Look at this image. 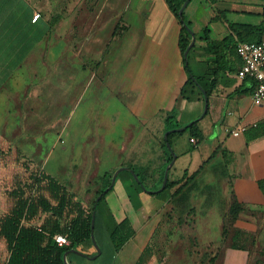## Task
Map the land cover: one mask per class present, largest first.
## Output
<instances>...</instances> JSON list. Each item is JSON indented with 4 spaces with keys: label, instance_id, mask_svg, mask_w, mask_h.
Wrapping results in <instances>:
<instances>
[{
    "label": "crops",
    "instance_id": "1",
    "mask_svg": "<svg viewBox=\"0 0 264 264\" xmlns=\"http://www.w3.org/2000/svg\"><path fill=\"white\" fill-rule=\"evenodd\" d=\"M128 1L130 4L131 0ZM146 1L149 8L138 7L139 14H132L134 21L125 20L126 14H121L117 7V12H107L105 19L99 22L106 4L100 13L94 14L89 7H85L79 14V0H70L69 12L65 14V19L62 17L51 19L45 8L46 0H0V141L10 144L16 139L21 141L22 135L26 132H45L47 129H54L53 111L48 112L43 107L44 101L46 104L45 99L48 97L49 105L52 107L55 99L62 96L63 89L70 91L64 84L65 75L68 77L72 70L69 71V59L74 66L78 64L88 67V58L94 57L89 43L96 41L105 30L111 29L109 41L114 43L116 50L118 49L113 54L112 65L119 66L120 57L124 58L123 64L126 65L125 68L122 67L121 75H108L102 82L109 86L110 96L119 101L120 98H126L122 100L123 105L136 124H133L130 136L133 137L136 129L142 124L156 120L162 122L165 131V118L176 107L177 120L182 125L199 118L198 127L202 138L196 147L201 149L199 144L203 140L207 141V146H214L212 154L208 157H204L206 156L204 151L192 152L183 173L176 175V178L173 177L184 178L183 182L186 185L182 194L188 198H175L170 203H164L185 212L201 211L196 219L198 226H205L202 222L210 218L207 222L208 227L217 225L220 227V237H213L214 232L209 235L210 229L201 239L198 238L199 251L196 252L200 258L198 264H253L251 256L255 248L222 246L224 236L221 229L224 226L244 229L249 232V243L261 244L264 249V104L258 105L253 102L252 92L256 81L251 77L242 79L237 76L241 60L237 55L229 53L226 58L230 64L233 62L235 69L230 70L227 67L219 72L217 85L208 95V110L202 116L205 107L202 96L199 95L192 100L181 96V88L188 79L179 45L181 22L170 10L166 0ZM191 2L185 10V16L191 22L196 36L193 63L195 71L202 72L201 68L204 70V66L208 65V59L214 57L207 52L210 42L222 41L230 36L236 44L242 41L243 37L250 39L255 36L257 39H264V0H199L195 6L190 5ZM201 7H204L203 17L199 19ZM54 8L58 9L59 5ZM36 13H39L40 17L33 21ZM109 17L116 20L112 25ZM66 21L69 29L65 34L75 30L77 35L67 43L62 32L63 22ZM204 28L209 30V40L199 38ZM257 29L259 31H254ZM125 39H130L132 46L125 48L123 54L122 41ZM98 57L102 62L104 55L98 54ZM224 64L229 65L227 62L222 63ZM115 113L119 111L116 110ZM110 121L108 119L105 123L107 131H110ZM202 122L206 124V129ZM235 130H239L240 133L235 135L232 132ZM31 136L27 135L28 138ZM108 141L107 146L110 148L120 145L113 137ZM186 154L188 153L181 156ZM23 156L32 158L28 154ZM179 156L178 154L176 160ZM132 183V180L119 179L115 191L109 196L111 202L109 200L108 209L115 219L121 221L129 217L136 231L114 256L110 243L108 264H125L121 257L131 255L129 252L125 253L130 242L135 245L134 259H130V263L137 264L158 224L155 218L145 225L136 227L135 222L140 223L137 216L140 212H146L147 202L151 199L144 198L145 193L138 191ZM64 185L72 193H76L69 183ZM100 186L99 181H94L90 185L88 183L86 193L96 194ZM195 188L200 189L199 193L205 196L194 200ZM173 191L172 188L157 192L148 191L147 193L151 192L157 197L156 200H151L150 208L156 211L161 201L171 198ZM223 191L228 196L229 207L235 201L241 202L245 209L257 210L261 216H249V219L240 216L234 220L231 213L228 218L226 215L222 216L220 197ZM138 195L141 199L137 198ZM41 215L30 223L40 225L54 220L53 216L41 220ZM102 230L101 235L104 232ZM235 234L236 230L233 232L232 229L229 230L231 241H236ZM89 250L93 251L92 248ZM68 256L72 264H78L77 256L85 257L72 251ZM9 257L7 242L0 238V264H7ZM148 262L157 264L154 258ZM257 264H264V261Z\"/></svg>",
    "mask_w": 264,
    "mask_h": 264
},
{
    "label": "rangeland",
    "instance_id": "2",
    "mask_svg": "<svg viewBox=\"0 0 264 264\" xmlns=\"http://www.w3.org/2000/svg\"><path fill=\"white\" fill-rule=\"evenodd\" d=\"M131 1L129 4L128 0H79V14L85 7H89L94 14L100 13L104 4H106L105 10L103 11L104 13L103 15L101 14L99 22L105 19L107 12H117L118 8L121 14H126L125 20L131 19V21H134V15L132 14L138 13V7L148 9L149 4L146 0ZM198 1L199 0H193L190 5L195 6ZM57 5H59V8L55 9L54 6ZM69 5L70 0H46L45 8L51 19H54V17H62L65 19V14L69 12ZM203 9L204 7H201V10H199V19L203 17ZM109 19L111 20V25L116 21L114 17H109ZM63 23L62 32L64 34V40L67 43L71 38H75L77 35L75 34V30L70 34H65L69 29V25L67 21ZM111 32V29H107L96 41L89 43L90 50H92L94 57L91 59L88 58V67L78 64L74 66L69 59V71L72 70L68 77L65 75L66 79L64 84L70 91H64L62 85V96L55 99V103L52 107L49 105L50 100L48 97L45 99L46 104L44 101L43 107H45L48 112L53 111L52 116H54L55 119L53 123L54 129H47L45 132H26L22 135L21 141L16 139L10 142V144L0 141V219L3 215L10 212L15 205L16 199L11 196L10 192H12L18 184L31 183L30 176L32 173L44 170L49 174L52 173L53 176L60 179L63 184L67 185V183H69V186L76 192L74 193V199L80 200L89 208L92 206L95 195L86 193L88 183L90 185V183L93 184L94 181H100V187H108L111 178L109 176L102 178V174L105 172L114 174L119 167H133L142 175L145 184L153 188L156 183H158L163 173L165 174V166L167 167L171 161L168 162L170 153L165 143V131L162 122L156 120L157 122L154 121L152 123L142 124L140 128L136 129V134L133 137L130 136L132 135L130 134L131 129L135 123L134 118L129 115L128 110L123 105L122 100L126 98H120V101L116 100L115 97H112V95L110 96L109 86L102 82L108 75H121L126 65L123 64V57H120L119 66L112 65L113 54H115L118 49L116 50L114 43H110L109 41V34ZM214 35L216 36V33ZM130 41V39L122 41V45L124 46L122 51L123 54H125V48L127 49L129 46H132V42ZM121 48L119 49V53ZM98 54L104 55L102 62ZM67 64L64 63V65ZM73 78L75 79L69 81V79ZM116 110H118L119 113H115ZM201 114H203V112ZM108 119L111 120L109 123L110 131L105 130L107 128L105 123ZM202 124L206 129V124L204 122H202ZM27 135H33L34 137L31 136L28 138ZM110 137L115 138V142H119L120 145L111 148L107 146ZM31 138L33 140H31ZM206 144H208L207 141L203 140L199 144L201 149L194 146V143L190 141L189 131H181V133L173 134L172 148L175 153L180 156L176 160L175 165L170 168L171 171L169 170L170 179L180 180V183L172 187L174 191L171 193V198H165L166 200L161 201V204L155 209L156 211L150 208V206H152L151 200H156L157 197L151 193L145 192L144 198L151 200L147 202L148 207L146 212H140L137 216L138 220L140 219V223L137 221L135 225L138 228L142 224L145 225L149 220L155 218L158 220L155 232H153L151 240L146 246L150 253L149 259L154 258L157 264H180L181 262L184 264H198L200 261L196 253L199 251L198 238L201 239L202 236L207 233V230L210 229L209 235H212V232H214L213 237H220V227L218 225L215 227L207 226L209 225L207 222H209L210 218L202 222L205 226L196 225L197 216L201 211L190 210L185 212L181 209L171 207L169 204H164L165 202L170 203L172 199L174 200L175 198H188V196L182 194L183 191L180 192L179 189L185 184L183 182L184 178L174 179L173 177L183 173V168L187 167L192 152L204 151V153H206L204 157L211 155L214 146H207ZM16 145H22V148L15 147ZM25 153L33 159L23 156L26 155ZM184 153H188L189 155L186 154V156H181L184 155ZM195 157H197V154H195ZM98 167L100 171H98ZM205 181L207 180H204V182ZM134 186L137 188L135 184ZM177 190L179 191L177 192ZM114 191L115 190L111 191L106 196L109 205V196ZM199 191L200 189L195 188L193 195L194 200L205 196L202 193L200 194ZM69 192L71 191L69 190ZM155 192H157V190ZM43 193L49 195L47 192ZM224 193L223 191L220 197V203L223 209L220 213L222 216L226 215L228 218L231 212L227 209L231 208V206L229 207L227 203L228 196ZM137 198L141 199L140 195H138ZM134 201L135 197L132 198V202ZM50 216L52 215L49 213L47 215L42 214L40 219H46ZM240 216L249 219V216L259 217L261 214H259L257 210L250 208L245 209L244 207L239 211L238 217ZM66 220H68V218L65 219L62 224H65ZM221 223H223V221ZM224 228L222 227L221 229L224 236L222 246H251L255 248V250L252 248L255 254L253 252V256H251V263L257 264L264 261V249L262 245L255 242L249 243V232L237 228L236 234L234 235L236 241H231L229 239V228L231 227L228 226L227 229V227L224 226ZM134 231L136 230L134 229ZM98 237L101 247L103 248H101L103 253L96 259L77 256L78 264H108V247L111 240L106 231H104L102 235L99 233ZM134 246L133 242H130L126 246L125 253L129 252L131 255H122L121 259L125 264H129L130 259H134ZM194 253L195 255H193ZM148 261L144 264H148Z\"/></svg>",
    "mask_w": 264,
    "mask_h": 264
},
{
    "label": "trees",
    "instance_id": "3",
    "mask_svg": "<svg viewBox=\"0 0 264 264\" xmlns=\"http://www.w3.org/2000/svg\"><path fill=\"white\" fill-rule=\"evenodd\" d=\"M191 1L192 0H189L186 8ZM166 2L170 10L180 20L182 25L179 45L183 54L188 79L181 88V96L188 100H192L200 95L202 96V99H204L203 92L205 91L208 95H210L212 90L217 85V78L220 71L227 67L230 70L235 69L233 62L230 64V61L227 60L226 56L230 53L231 55H237V57L240 58L237 54V45L239 42L237 44L234 43L232 36L226 37L222 41L210 42L207 52L214 55V57L211 60L208 59V65L204 66V70L201 68L202 72L197 70L195 71L193 67L194 46L189 51L188 56H184V52L192 39L190 31V28L192 29V24L185 16L186 8L182 15L179 14V10L185 0H166ZM254 31H259V29ZM247 36H249V34H247ZM199 38L204 40L210 39L208 28H204L203 34L199 36ZM262 39L263 38L257 39L255 36L250 39L249 37H243L240 42L260 41ZM226 62L229 63V65H222V63ZM236 68H238V66ZM198 121L199 118H196L185 130L190 132L191 138H195L197 140V142L194 143L195 146H197L198 142L202 138L201 131L198 127ZM186 125L187 124H180L177 120L176 107H174L165 118V132ZM175 133L181 132L175 131L168 135V141L171 145L172 137ZM168 152L170 153L169 162L173 159V155L169 150ZM129 168L133 169L139 176L140 182L136 181L130 169H124L119 172L115 183L111 186L113 174L105 172L102 175V178L109 176L111 180L108 187H111L107 191V186L104 188L99 187L97 193L94 194L95 198L91 208L85 206L80 200H75L74 193L69 192L68 188L64 184L44 170L32 173L30 176L31 183L18 184V186L10 192L11 196L16 199L14 207L0 219V238H4L6 240L10 252L7 264H67L65 260V253L72 249H78L89 255L96 254L97 249L94 246L91 237L94 211L96 214L94 228L96 240L101 247L98 234L101 229H103L102 231H106L111 240L113 256L116 255L127 243V241L134 236L135 231L129 217H126L121 221H117L115 219L111 210L108 209L109 205L106 200V196L115 189L119 179L123 181L132 180L136 185L137 190L141 193L148 192V190H158L161 188L164 179L163 173L154 188L152 186L149 187L145 184L142 175L139 174L136 169L133 167ZM170 171L166 186L163 190L171 189L172 187H175L176 184L180 183V180L170 179ZM141 184H143L145 188H143ZM185 185L186 183L179 188L180 192L183 191ZM42 191L49 193V195H45ZM178 191L179 190H177V192ZM100 195L101 197L99 201H96V198ZM244 207L245 206L242 205L241 202L235 201L231 206V218L233 220L236 219L239 215V211H241ZM43 213H50V215L54 217V220H51V223L44 222L40 225L30 223V221L36 219ZM67 218L68 220H66V223L62 224V222ZM226 227L228 229V226ZM230 229L237 231L234 227L229 228V230ZM56 234L67 235L70 240V244L59 245L54 240V236ZM91 248L93 251L89 250ZM149 258V250L145 248L137 263L144 264L149 260ZM69 262L72 264L70 258Z\"/></svg>",
    "mask_w": 264,
    "mask_h": 264
},
{
    "label": "built area",
    "instance_id": "4",
    "mask_svg": "<svg viewBox=\"0 0 264 264\" xmlns=\"http://www.w3.org/2000/svg\"><path fill=\"white\" fill-rule=\"evenodd\" d=\"M40 17L36 13L33 21ZM237 54L239 55L242 65L237 71L239 78L251 77L256 81L254 91L252 92V99L255 104H264V39L260 41H245L239 42L237 45ZM235 135L240 133L239 130L232 131ZM192 143H196L195 138H191ZM54 240L59 245L70 244V240L65 234H56Z\"/></svg>",
    "mask_w": 264,
    "mask_h": 264
},
{
    "label": "water",
    "instance_id": "5",
    "mask_svg": "<svg viewBox=\"0 0 264 264\" xmlns=\"http://www.w3.org/2000/svg\"><path fill=\"white\" fill-rule=\"evenodd\" d=\"M188 2H189V0H185V2L183 3V5L181 6V8H180V10H179V14H180V15L183 14V12H184V10H185V8H186ZM190 31H191V34H192V39H191V42H190V44L188 45L186 51L184 52V56H185V57L188 56V53H189V51L192 49V47L194 46V44H195V40H196L195 33L192 31L191 28H190ZM203 93H204L205 107H204V111H203L202 116L207 112L208 107H209V97H208V94H207L205 91H204ZM202 116H201V117H202ZM191 124H192V122L188 123L187 126H183V127H180V128H176V129L168 130V131H166L165 134H164V138H165V140H166V144H167V146H168L170 152H171L172 155H173V159L171 160V162L167 165V167H166V169H165L164 180H163L162 186H161V188H160L159 190H163V189L165 188L166 183H167V180H168V176H169V170H170V168L173 166V164H174V162H175V160H176V158H177V154H176L175 151L173 150L171 143L168 141V135H169L171 132H173V131H184V130H186L187 127L190 126ZM124 169H130V168L127 167V166H122V167L118 168V169L114 172L113 177H112L111 186L115 183V181H116V179H117V176H118L119 172L122 171V170H124ZM130 171L133 173L134 178H135L138 182H140L139 176L135 173V171H134L133 169H130ZM111 186H109V187L106 189V191H107ZM141 186H142L143 188H145L143 184H141ZM146 190H147V189H146ZM159 190H157V191H159ZM148 191H152V190H148ZM155 191H156V190H155ZM100 197H101V195L98 196V197L96 198V201H99ZM95 215H96V214H95V211H94V212H93V218H92V233H91V237H92V240H93L94 246H95L96 249H97V253L91 256V255H88L87 253H84V252L78 250V249H72V250H70V251H72V252H76V253H78V254H80V255H83V256H85V257L92 258V259L97 258V257L102 253V249H101L100 245L98 244V242H97V240H96L95 232H94V228H95ZM70 251H67V252L65 253V260H66V263H67V264H70L69 261H68V254H69Z\"/></svg>",
    "mask_w": 264,
    "mask_h": 264
}]
</instances>
